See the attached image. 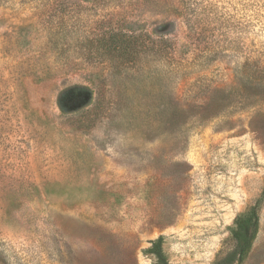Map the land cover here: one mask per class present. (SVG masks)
I'll return each instance as SVG.
<instances>
[{"label": "rangeland", "instance_id": "374dc122", "mask_svg": "<svg viewBox=\"0 0 264 264\" xmlns=\"http://www.w3.org/2000/svg\"><path fill=\"white\" fill-rule=\"evenodd\" d=\"M255 203L231 264H264V0H0V264H211Z\"/></svg>", "mask_w": 264, "mask_h": 264}, {"label": "trees", "instance_id": "16d2710c", "mask_svg": "<svg viewBox=\"0 0 264 264\" xmlns=\"http://www.w3.org/2000/svg\"><path fill=\"white\" fill-rule=\"evenodd\" d=\"M115 28L118 30L120 29L119 27ZM121 37H127V35L122 34ZM257 222L258 206L255 203L245 213L239 214L235 217L231 229L232 248L223 256L215 258L211 264H231L236 258L243 256L250 248L257 229ZM149 243L150 246L146 249V253L152 256L154 263L167 264L162 250V236L157 237Z\"/></svg>", "mask_w": 264, "mask_h": 264}]
</instances>
